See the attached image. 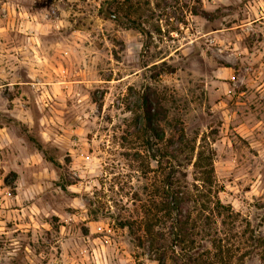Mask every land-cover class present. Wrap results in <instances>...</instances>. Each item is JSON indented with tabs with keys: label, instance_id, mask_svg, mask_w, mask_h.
<instances>
[{
	"label": "rangeland",
	"instance_id": "obj_1",
	"mask_svg": "<svg viewBox=\"0 0 264 264\" xmlns=\"http://www.w3.org/2000/svg\"><path fill=\"white\" fill-rule=\"evenodd\" d=\"M168 181L197 221L177 264H264V0H0V264H158Z\"/></svg>",
	"mask_w": 264,
	"mask_h": 264
},
{
	"label": "trees",
	"instance_id": "obj_2",
	"mask_svg": "<svg viewBox=\"0 0 264 264\" xmlns=\"http://www.w3.org/2000/svg\"><path fill=\"white\" fill-rule=\"evenodd\" d=\"M165 116L166 110L163 109L161 101L158 98L153 95H148V93L143 95L139 118L142 124V131L146 135L147 146H149L150 137L156 138L159 141L163 140L164 133L160 129L159 122L165 119ZM184 139L185 136L183 132H181L179 134V141H183ZM147 150L150 151V148L147 147ZM208 166L209 168L207 169L202 168L201 152H198L193 167L197 169V172L199 171L198 174L201 175L199 180L203 183V187L205 188H210L212 185V164L210 163ZM171 185V181H168L163 193L165 213H167V215H174L176 222V225L173 226L170 242L168 245L161 242L164 241L163 234H157V240L153 238L151 236L153 232L151 227L145 230L148 234L147 237H149V248L153 251L155 256H159L156 260L158 264H166V256H169V259L172 260L174 264L179 263L181 259L186 260L188 258L190 261L191 256H197L194 251L195 248H193L195 244L194 236L198 234V232H196V234L194 233V231H196L197 221L190 220V211L184 208L186 202H189L188 197L181 192H172L170 190ZM192 202H194V200H192ZM209 202L213 204V211L215 210L217 215H222L220 210H226L230 217L236 216V214L231 212L230 208L221 205L217 197L214 201L209 200ZM222 223L224 224L223 221H221V224ZM211 245L215 250L213 256H223L224 254L228 256L230 253V250L226 248V246H222L221 239ZM208 254L210 255V252H208Z\"/></svg>",
	"mask_w": 264,
	"mask_h": 264
}]
</instances>
